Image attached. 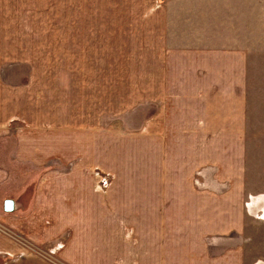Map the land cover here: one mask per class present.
<instances>
[{"label": "crops", "instance_id": "0c3cea01", "mask_svg": "<svg viewBox=\"0 0 264 264\" xmlns=\"http://www.w3.org/2000/svg\"><path fill=\"white\" fill-rule=\"evenodd\" d=\"M116 18L108 17L111 38ZM149 18L136 23L144 33V56L156 57L155 65L144 67V99L153 112L144 136L146 131L156 140L144 144V191L102 199L99 180L84 172L98 164V147L90 144L92 137L86 149L84 132L77 137L69 131L62 108L43 118L37 112L27 119L29 128L8 133L2 78L0 220L40 244L59 247L71 264H248L244 241L229 246V233L239 231L246 216L248 53L243 46L213 42L208 24L180 34L164 31L166 15ZM100 25L93 19L89 29ZM44 119L48 126L42 127ZM70 135L78 142L69 143ZM8 139L13 148L7 163ZM70 153L78 160L69 159ZM54 160L64 170L12 179L17 166L45 168ZM8 200L12 210H6ZM18 249L0 232L1 264H50L5 256Z\"/></svg>", "mask_w": 264, "mask_h": 264}, {"label": "rangeland", "instance_id": "374dc122", "mask_svg": "<svg viewBox=\"0 0 264 264\" xmlns=\"http://www.w3.org/2000/svg\"><path fill=\"white\" fill-rule=\"evenodd\" d=\"M162 15L167 21L164 31L183 34L193 25L208 24L213 42L243 46L248 53L246 216L245 225L229 233V246L244 241L247 263L264 264V0H0V81H5V120L10 118L6 131L29 128L27 119L37 112L43 118L59 115L62 108L69 131H76L77 137L84 132L86 149L92 137L90 144L98 147V164L84 172L99 180L102 199L113 192L131 197L143 192L144 144L156 143L146 131L144 136L147 117L153 113L144 99V67L155 65L156 57L144 56V33L136 23ZM110 16L117 17L116 38L108 35ZM93 19L101 23L98 30L89 29ZM153 27L156 30V24ZM44 121L40 126H48ZM83 126L85 130H77ZM76 138L70 135L74 141L69 143H77ZM9 140L4 143L7 163L13 148ZM70 154L69 159L78 160ZM59 163L17 166L12 179L64 170ZM0 224L9 230L3 234L19 246L17 255L7 258L71 264L60 256L59 247Z\"/></svg>", "mask_w": 264, "mask_h": 264}, {"label": "water", "instance_id": "95a60500", "mask_svg": "<svg viewBox=\"0 0 264 264\" xmlns=\"http://www.w3.org/2000/svg\"><path fill=\"white\" fill-rule=\"evenodd\" d=\"M14 204L12 200H8L6 203V210H12Z\"/></svg>", "mask_w": 264, "mask_h": 264}, {"label": "built area", "instance_id": "2783aa9c", "mask_svg": "<svg viewBox=\"0 0 264 264\" xmlns=\"http://www.w3.org/2000/svg\"><path fill=\"white\" fill-rule=\"evenodd\" d=\"M250 199L252 200V196H250ZM263 214H264V210H263ZM3 227H4V226H3ZM3 227H2V225L0 224V232L5 233V232H8V231H9V230L6 229L5 227H4V229H3Z\"/></svg>", "mask_w": 264, "mask_h": 264}]
</instances>
